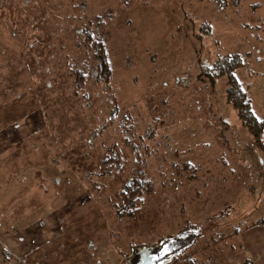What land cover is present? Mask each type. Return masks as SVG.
<instances>
[{
  "label": "rangeland",
  "instance_id": "rangeland-1",
  "mask_svg": "<svg viewBox=\"0 0 264 264\" xmlns=\"http://www.w3.org/2000/svg\"><path fill=\"white\" fill-rule=\"evenodd\" d=\"M90 22L109 87L89 76L95 56L78 31ZM233 53L250 58L236 76L264 119V0H0V264H122L212 213L222 233H240L210 249L202 239L193 255L258 260L264 160L226 103V81L210 88L201 74ZM72 69L88 70L84 83ZM126 135L142 140L143 165ZM113 143L126 155L122 177L140 169L155 186L134 220L116 219L120 183L98 173Z\"/></svg>",
  "mask_w": 264,
  "mask_h": 264
},
{
  "label": "trees",
  "instance_id": "trees-1",
  "mask_svg": "<svg viewBox=\"0 0 264 264\" xmlns=\"http://www.w3.org/2000/svg\"><path fill=\"white\" fill-rule=\"evenodd\" d=\"M201 1L214 2L218 7H225L228 6L229 3L239 5V3L245 0ZM103 18L104 17L102 16L95 19V21H98V25H102ZM82 28H80L81 31H78V33L80 32V34H83L86 46H89L93 50L96 67L93 72L94 74L91 72V75H89L87 69H72L70 71V75L73 76L76 83L79 84L84 83L85 79L88 78L89 75L93 78V81H100L109 87L112 78V71L108 60L107 48L103 42L104 37L98 32L97 36H94V30L91 22L86 23L82 26ZM249 59L250 58L246 54L242 53L222 55L212 61L209 66L202 69L201 74L210 88L217 86L218 82L221 80L226 81V103L233 109L241 123V126L252 138L264 160V119L257 116L253 111L248 85L236 76L237 71L248 68ZM126 117L129 118L127 115ZM123 127L125 128V131H128L133 127V124L131 123L130 126L126 124ZM132 136L133 135H126V137H124L125 144L135 155L134 160L136 164L143 165L142 154L140 152L143 142L140 140L136 143L132 140ZM126 160V155L123 149L119 146V144L113 143L108 148V154L101 158L98 173L103 177H110L112 180L120 183V190L116 192L115 199L112 202V208L116 219L134 220L139 216L145 196L152 193L155 190V186L154 183L148 179L145 173L140 169H134L129 177L123 178L122 174ZM183 169L194 172L192 166L190 165H184ZM95 186L97 187L96 189L100 188L98 184ZM219 215L217 213H212L206 217L205 223L202 225L188 223L182 230L197 226L200 228L203 235L195 241L192 247L187 249L180 256L176 257L170 264H214V261L210 256H208L205 260H199V258L193 255L194 253L192 250L199 245V242L202 239H205V244L202 246L205 249H210L212 246L224 242L232 236L240 233L239 227L233 229L234 231L228 235H225L224 232L222 233V229L220 230L222 225L219 224L222 223L221 220L223 217L221 216H223V214ZM253 225L264 226V217L259 218L253 223ZM246 264H253V262L248 260Z\"/></svg>",
  "mask_w": 264,
  "mask_h": 264
},
{
  "label": "water",
  "instance_id": "water-1",
  "mask_svg": "<svg viewBox=\"0 0 264 264\" xmlns=\"http://www.w3.org/2000/svg\"><path fill=\"white\" fill-rule=\"evenodd\" d=\"M203 235L199 227L193 226L166 236L152 245L133 248L124 256L122 264H170L176 257L192 247Z\"/></svg>",
  "mask_w": 264,
  "mask_h": 264
},
{
  "label": "crops",
  "instance_id": "crops-1",
  "mask_svg": "<svg viewBox=\"0 0 264 264\" xmlns=\"http://www.w3.org/2000/svg\"><path fill=\"white\" fill-rule=\"evenodd\" d=\"M258 227H260V226H258ZM261 228L264 229V226H261ZM262 242H264V239H263ZM256 252H258V251H256ZM258 254H259V252H258ZM7 255H8V254H7ZM259 257H260V258H259L258 260H255V259H254L253 264H261V263L264 264V254H263V255H260Z\"/></svg>",
  "mask_w": 264,
  "mask_h": 264
}]
</instances>
